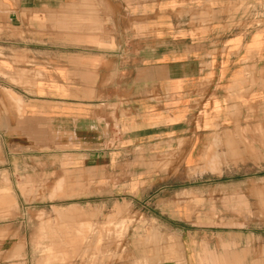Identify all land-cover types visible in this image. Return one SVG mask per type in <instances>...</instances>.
<instances>
[{
  "label": "crops",
  "instance_id": "0c3cea01",
  "mask_svg": "<svg viewBox=\"0 0 264 264\" xmlns=\"http://www.w3.org/2000/svg\"><path fill=\"white\" fill-rule=\"evenodd\" d=\"M72 1L0 0V60L14 53L34 60L17 67L26 71L17 83L0 75L1 100L3 88L21 107L20 114L8 102L0 107V157L23 162L3 171L43 178L46 159L67 155L84 160L86 171L123 172L132 156L142 171L210 172L206 145L242 128L260 158L245 162L250 171L234 183V196L262 221L264 34L191 20L189 6L171 0H139L126 10L131 26L109 34L102 9L107 30L77 39Z\"/></svg>",
  "mask_w": 264,
  "mask_h": 264
},
{
  "label": "rangeland",
  "instance_id": "374dc122",
  "mask_svg": "<svg viewBox=\"0 0 264 264\" xmlns=\"http://www.w3.org/2000/svg\"><path fill=\"white\" fill-rule=\"evenodd\" d=\"M138 1L73 0L77 39L107 30L100 25L102 9L109 34L131 26L126 10ZM171 1L188 5L191 20L264 34V0ZM61 8L68 10V4ZM68 19L65 12L66 30ZM23 64L34 60L14 53L0 60V75L17 83L26 73L17 68ZM1 91V110L8 102L20 114L19 102ZM229 134L226 130L204 148L210 172L142 171L132 156L123 172L86 171L84 160L65 155L60 163L46 159L43 178L36 170L22 178L20 172L3 171L22 167V160L0 157V264H264L259 259L264 252L258 251L264 219L234 196V183L250 171L245 162L260 157L250 154L244 129ZM237 215L242 219H234Z\"/></svg>",
  "mask_w": 264,
  "mask_h": 264
}]
</instances>
